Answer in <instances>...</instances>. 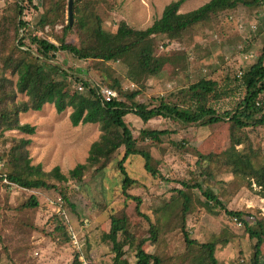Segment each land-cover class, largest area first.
Listing matches in <instances>:
<instances>
[{"label": "rangeland", "instance_id": "1", "mask_svg": "<svg viewBox=\"0 0 264 264\" xmlns=\"http://www.w3.org/2000/svg\"><path fill=\"white\" fill-rule=\"evenodd\" d=\"M171 1L174 0H102L96 6L104 28L115 32L120 20L137 29L147 28ZM208 1L185 0L179 12L194 10ZM56 2L62 4L56 15L58 21L40 25L38 21L44 12L49 11L51 19H55L52 10L48 9ZM68 4L69 0H34L35 6L24 11V19L32 25L29 30L60 44L57 36H62L64 27L70 24ZM13 5L10 0H0V19L8 16L6 14H15ZM76 14L74 9L73 28L66 40L81 47L82 32L78 29ZM263 45L264 3L252 7L240 5L221 12L211 20L191 27L177 40L166 35L157 36L155 53L168 60L163 72L146 81L136 82L127 73L130 56L125 61L105 63L83 60L59 50L55 62L79 76L80 81L69 76L72 91L83 80L111 87L116 78L120 85L114 88L119 94L140 90L136 100L155 105L160 96L178 99L182 88L202 77L234 87L237 83L234 78L257 60ZM1 75L10 78L15 85L17 76L5 69L0 60ZM236 90L237 96L229 93L217 99L216 106L220 110L230 109L241 96L242 88L239 86ZM26 99L25 94L17 93V101ZM71 112L69 107L59 113L54 104L46 103L41 110L19 114L21 123L36 127L33 134L2 131L0 127V159L3 162L0 172L7 173L10 169L5 161L8 150L12 140L21 137L31 139L28 145L31 164H41L46 172L59 166L62 173L69 175L77 164L86 163L92 143L101 135L100 124L74 126L69 117ZM125 120L138 140L137 147L151 153L150 164L159 171L157 176L146 171L141 155H131L125 161L127 172L135 179L127 192L140 198L141 212L150 217L157 239L151 237V223L136 211L137 200L123 192L117 168V162L124 154V148H121L103 169L97 171L98 164L89 168L81 182L48 178V182L67 190L68 200L58 189H26L8 180L1 181L0 264H73L77 254L84 264H120V260L133 264L134 251L128 244L124 247L126 255L118 261L112 251L110 214L122 209L129 216L128 231L134 241L145 239L144 248L148 252L162 256L170 264H196L201 253L195 246L187 247L181 230L184 201V197L179 196L181 189L189 196L186 224L191 237L202 242L216 240L218 264H251L256 239L250 238L243 222L229 217L218 206L211 210L198 188H184L182 184L183 181L198 182L211 189L227 208L244 211L245 219L256 226V219L264 216V185H259L254 178L250 179L249 185L247 177H236L224 163L223 155H232L230 124H183L162 117L144 123L133 113ZM142 128L175 131L157 142L142 138ZM248 136L250 142L236 145V150L244 154L241 155L243 158L251 157L255 166L264 165V127L250 128ZM210 153V159L200 156ZM32 195L38 199L39 206L19 208ZM59 223L65 225L69 239L64 231L54 230ZM123 237L119 235L120 239ZM261 249L264 264V243Z\"/></svg>", "mask_w": 264, "mask_h": 264}, {"label": "trees", "instance_id": "2", "mask_svg": "<svg viewBox=\"0 0 264 264\" xmlns=\"http://www.w3.org/2000/svg\"><path fill=\"white\" fill-rule=\"evenodd\" d=\"M14 5L15 14L0 19V60L4 68L17 76L15 85L6 76H0V127L2 131L19 130L33 134L36 127L29 123H21L19 114L28 110H41L46 103L54 104L57 112L61 113L71 107L70 121L72 125L99 123L101 135L92 143L90 154L86 163H79L69 171V175L61 172L56 166L46 172L41 164H31L28 145L30 138H14L7 153V173L0 172V182L8 180L26 189H58L65 200H68L67 190L58 188L54 182H48L50 177L63 182L75 180L81 182L89 168L96 167L99 171L110 162L115 153L124 148L122 158L117 162V168L122 178L123 192L132 199L137 200L136 211L151 223V237L157 239V232L147 214L141 212V200L127 192L130 185L135 182L127 172L125 161L131 155H141L145 159L144 167L153 176L159 171L150 164L151 153L137 146V138L125 117L133 113L144 123L155 117L168 118L183 124L212 125L221 122L230 124V148L232 155H223L227 164L236 177L248 178L249 185L254 178L259 185H264V165L259 167L253 164L251 157H244L236 150V145L249 141L250 128L264 127V45L262 52L255 62L247 67L234 81V87L222 86L218 81L202 77L181 89L178 99L158 97L157 104L149 105L136 100L140 90L130 93L120 92L118 98L106 101L99 92L100 85L79 82L77 89L71 90L69 76L77 81L80 78L76 73L65 69L55 62L59 50L69 52L83 60H100L102 62L125 61L129 56L127 73L136 82L146 81L149 77L164 71L167 58L155 53L156 40L159 35H166L169 39L182 38L185 31L191 27L212 19L221 12L234 10L240 5L256 6L264 0H209L198 8L182 13L179 12L185 0H174L168 3L162 15L145 29L130 26L125 20H120L115 32L107 31L97 10V4L102 0H73V10L78 17V26L82 32V46L75 45L66 40L69 31L73 28L68 24L63 29V35L57 36L60 44L35 35L29 30L31 22L24 19V11L33 5L34 0H10ZM62 5V4H61ZM56 2L52 8L55 19H51L50 12H44L38 23L45 26L58 21L56 16L61 7ZM53 24V23H52ZM21 35V36H20ZM20 36V37H18ZM29 40V41H28ZM26 46V47H25ZM24 47V48H23ZM6 51H8L6 53ZM130 59V58H129ZM82 79V78H81ZM120 81L113 80L114 87H119ZM15 86V87H14ZM111 86V87H112ZM242 88L241 96L230 109L220 110L216 100L227 96H237L236 88ZM17 93L25 94L26 100L17 101ZM175 95V94H174ZM173 95V96H174ZM124 97V98H123ZM175 130L168 128L149 129L142 128L140 136L144 139L161 142L164 136H169ZM202 159H210L212 154H200ZM215 156H217L215 154ZM185 188H198L206 197V205L213 210L220 207L225 213L243 224L250 238H255L251 264H262V245L264 243V216L256 219V226L245 219V212L232 210L222 202L218 195L198 182L183 181ZM179 196L184 197L182 203L181 230L187 247L195 246L201 253L197 256L196 264H218L216 240L199 241L192 238L186 224L189 196L184 190H179ZM213 204V206L211 205ZM38 199L32 195L19 208H37ZM73 206V205H72ZM129 216L125 209L110 214V230L112 233V251L115 260L126 255L127 244L134 251L133 264H170L162 256L148 252L144 248L145 239L135 242L128 231ZM56 231H64L66 237L70 236L64 224H57ZM124 236L123 239L119 235ZM119 263V262H118ZM73 264H84L80 254L74 258ZM120 264H130L127 260H120ZM172 264H178L174 262Z\"/></svg>", "mask_w": 264, "mask_h": 264}, {"label": "built area", "instance_id": "3", "mask_svg": "<svg viewBox=\"0 0 264 264\" xmlns=\"http://www.w3.org/2000/svg\"><path fill=\"white\" fill-rule=\"evenodd\" d=\"M99 92H100V94L103 96V98L106 101H110V100H112L114 98H118L119 97V93H118L117 89L113 88V87H110V86H102V85H100ZM2 163L3 162L0 159V169L2 167Z\"/></svg>", "mask_w": 264, "mask_h": 264}, {"label": "water", "instance_id": "4", "mask_svg": "<svg viewBox=\"0 0 264 264\" xmlns=\"http://www.w3.org/2000/svg\"><path fill=\"white\" fill-rule=\"evenodd\" d=\"M68 15H69L70 24H72L73 18H74V15H73V0H69Z\"/></svg>", "mask_w": 264, "mask_h": 264}]
</instances>
